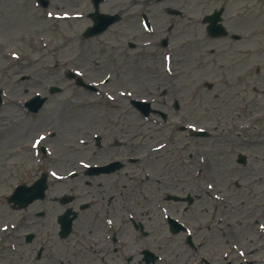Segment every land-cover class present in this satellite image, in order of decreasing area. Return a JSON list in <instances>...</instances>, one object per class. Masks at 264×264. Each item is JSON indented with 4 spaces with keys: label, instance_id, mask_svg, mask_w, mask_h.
<instances>
[{
    "label": "rangeland",
    "instance_id": "1",
    "mask_svg": "<svg viewBox=\"0 0 264 264\" xmlns=\"http://www.w3.org/2000/svg\"><path fill=\"white\" fill-rule=\"evenodd\" d=\"M46 1L44 7L39 0H0V85L6 87L11 128L23 134L18 141L16 134H10L8 148H16L19 153L15 156L11 150L10 162L22 158L21 164L27 161L26 167L33 163L28 147L48 127L55 136L43 144L57 153L51 167L63 175L77 168L78 161L104 163L120 159L128 164L127 159L142 158L148 150L156 153L163 137L174 132L176 141L151 156L159 165L148 171L162 184L165 182L162 188L166 192L181 189L186 195L192 176L202 170V182L196 184L200 194L194 205L182 203L180 212L167 205L162 209L168 213L169 207L188 233L175 236L167 231L163 212L155 208L157 199L163 196L165 200V196L157 191V185L144 181L143 171L124 164L122 175L117 176L126 194L123 202L136 208L120 207V219L128 231L127 213L134 211L132 217L142 226L123 236L122 249L136 250L132 264H146L141 255L145 250L159 258L154 264H264V218L260 219L264 215V35H254L257 24L264 27V0H174L171 10H166L163 0H140L137 5L104 0L100 13L118 14L121 21L88 39L83 33L92 25L89 18L86 23L63 20L60 24L43 22L42 18L57 13L56 5L87 17L94 12L91 0ZM218 9H224L222 24L229 36L213 39L202 20ZM144 15L153 27L151 37L142 25ZM231 35L242 39L235 40ZM166 37L171 45L167 51L170 53L164 55L160 42ZM96 61L100 67L92 65ZM170 63L184 73L180 78L182 116L161 99L163 90H168L161 78H166L164 69L171 68ZM74 68L90 69L96 75L104 69L99 77L114 73L117 80L106 86L109 90L105 94L115 100H100L101 93L67 82L66 71ZM49 85L59 87L60 92L49 95ZM36 94L48 97L38 114H24L12 103ZM134 94L164 110L169 116L167 123L162 124L156 116L143 118L130 104ZM167 98L171 99L170 94ZM108 119L115 125L108 124ZM181 126L206 130L211 136L197 139L180 131ZM103 131L109 135L101 140L97 153L94 145L82 146L83 140ZM240 153L248 157L247 167L235 164ZM0 156L7 159L5 154ZM6 173L8 185H0V264H17L6 259L3 248L12 223L22 212H13L5 196L15 189L17 180L31 184L40 170L25 171L21 166L13 169L10 165ZM87 179L82 173L68 185L81 191ZM174 184L182 186L176 188ZM68 185H61L64 192ZM38 207L32 205L29 210ZM257 218L259 224L254 223ZM187 234L195 248L187 244Z\"/></svg>",
    "mask_w": 264,
    "mask_h": 264
},
{
    "label": "flooded vegetation",
    "instance_id": "2",
    "mask_svg": "<svg viewBox=\"0 0 264 264\" xmlns=\"http://www.w3.org/2000/svg\"><path fill=\"white\" fill-rule=\"evenodd\" d=\"M103 119V117H99V120L103 121ZM115 119L120 120V118ZM107 123L111 126L115 125V122L110 119H108ZM131 124L133 125L132 120L130 121ZM11 133L17 135L16 141L23 136L20 129L16 130L15 128H11L7 100L2 98L0 104V153L5 154L7 159H1L0 156V164L2 165L0 168V178L5 181L8 180L6 172L9 170L10 165L15 169L18 166L23 168L25 164H21L22 158H16L10 162L11 150L15 156H19L16 148H8ZM94 134L99 135V139L101 137L100 141L94 139L95 144H91L90 139H87L86 148L94 145L97 148L94 152L97 153L99 151L98 148H101V140L106 138L109 132L103 131ZM112 137H116V135H112ZM52 150L53 152L51 154L43 155L39 149L37 158L34 154V165L40 169L39 175L43 171H57L56 168L51 167L57 159V153L54 149ZM29 152L33 156L30 149ZM143 160L146 162L137 163L131 162L130 160V163L124 164L135 165L140 171H143L145 182L157 185V191L161 195L167 194V190L162 188L165 182L162 184V181L160 182L153 176L151 171H148V168L152 170L158 167V165L153 164V158L149 153ZM84 161L91 169L107 166L105 163L96 161ZM124 164L122 169L110 173H99L97 170H87V167L77 164V168L71 171H77L80 168L83 170L85 177L89 178L84 181L81 191L75 188L76 186L68 185L71 181L79 177L78 174H75L70 180L50 181L49 178V189L45 197L33 204L39 207L35 211H30L27 208L20 215L12 244L9 248L5 249L6 259L11 258L9 261L15 260L17 264H132L136 261V250L133 251L131 249L128 251L122 249L124 245L123 236L131 234L133 229L137 230L136 224H138L135 218L132 217V212L134 211L127 213V221H129L130 227L127 228L128 231L124 229V221L120 219V207L136 208L132 204L125 205L123 202L126 199V194L121 191V179L117 176L122 175V170L125 167ZM101 177H103L102 180ZM63 184L68 185L65 192L64 186H61ZM173 186L179 188L182 185L174 184ZM86 188H88V191L84 192L83 190ZM60 193L61 196H57ZM173 194L184 196L182 195L181 189L178 192L174 191ZM64 197L73 198L68 206L61 203ZM127 197H129L128 192ZM194 199H196V195ZM119 200L120 202L118 203L117 201ZM172 203L170 205V203L164 202L162 196L155 202V208L160 214L165 205L172 206L173 209L176 208L179 211V206L184 202L173 201ZM83 207V212H80ZM69 208L77 213V218L73 222L72 233L67 238H62L60 236L58 218ZM167 211L170 212L169 207H167ZM82 214H84V220L80 221ZM167 231L169 232L168 227ZM31 234L33 237L28 238Z\"/></svg>",
    "mask_w": 264,
    "mask_h": 264
},
{
    "label": "bare ground",
    "instance_id": "3",
    "mask_svg": "<svg viewBox=\"0 0 264 264\" xmlns=\"http://www.w3.org/2000/svg\"><path fill=\"white\" fill-rule=\"evenodd\" d=\"M128 1L130 3V5H134L136 3H139L140 0H125ZM143 2H149L150 0H142ZM165 2V8L166 10H171V8H173L175 6L174 0H163ZM239 2H241L242 0H237ZM231 4V3H229ZM137 5V4H136ZM255 5H251V7L253 8ZM54 9L58 10L57 13H55L54 15L51 14H46L47 16H45L46 18H42L43 22H49V23H53V24H60L63 20L66 21H70L72 23L75 22H80V23H86L88 17H86L84 14H81V12H73L72 10H68L66 7L64 6H59L56 5L54 7ZM249 14V13H248ZM43 15V14H42ZM251 18V16H250ZM254 35L256 37L261 38L264 35V27H261V24H257L255 27V31H254ZM260 208V207H258ZM264 215L261 217L260 219H263ZM260 219H255L256 222H254L255 224H259V220Z\"/></svg>",
    "mask_w": 264,
    "mask_h": 264
},
{
    "label": "water",
    "instance_id": "4",
    "mask_svg": "<svg viewBox=\"0 0 264 264\" xmlns=\"http://www.w3.org/2000/svg\"><path fill=\"white\" fill-rule=\"evenodd\" d=\"M102 0H94V4H95V8H98L99 3ZM94 20H95V26L91 29L88 30V32L86 33V37H90L93 36L97 33L102 32L103 30H105L109 25L117 22L119 20L118 16H105V15H99L98 12L95 13V15L93 16ZM211 21L214 22V24L211 27V33L213 34V31L215 30L218 34H221V30L220 28H218L217 26H215V21L217 19L215 18H211L209 19ZM34 189L35 186L32 188H26V187H20L17 192L15 193V195L10 199L13 202H19L22 198H24L25 196H34ZM31 199H28L27 201L24 202L25 205H27L29 202H31Z\"/></svg>",
    "mask_w": 264,
    "mask_h": 264
},
{
    "label": "snow or ice",
    "instance_id": "5",
    "mask_svg": "<svg viewBox=\"0 0 264 264\" xmlns=\"http://www.w3.org/2000/svg\"><path fill=\"white\" fill-rule=\"evenodd\" d=\"M41 139H42V137H41ZM36 143L38 144V143H39V141H37Z\"/></svg>",
    "mask_w": 264,
    "mask_h": 264
}]
</instances>
